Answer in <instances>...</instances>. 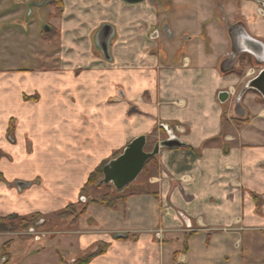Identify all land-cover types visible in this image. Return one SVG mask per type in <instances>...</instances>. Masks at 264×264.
Segmentation results:
<instances>
[{"label": "crops", "instance_id": "1", "mask_svg": "<svg viewBox=\"0 0 264 264\" xmlns=\"http://www.w3.org/2000/svg\"><path fill=\"white\" fill-rule=\"evenodd\" d=\"M61 1L57 59L44 58L54 67L0 68V217H54L137 137L154 136L157 144L171 132L184 146L160 149L153 172L137 185L144 190L125 204H90L72 225L55 220L53 236L35 251L30 238L0 231V245L12 242L8 264L49 251L56 264L90 253L85 264H264V127L256 124L264 108L236 125L230 97L218 100L247 80L240 57L260 66L258 2L195 0L175 7L172 26L164 0ZM2 8L0 27L14 26ZM103 24L115 32L111 61L94 45ZM236 26L262 45L258 59L245 52L251 45L242 35L236 44Z\"/></svg>", "mask_w": 264, "mask_h": 264}, {"label": "rangeland", "instance_id": "2", "mask_svg": "<svg viewBox=\"0 0 264 264\" xmlns=\"http://www.w3.org/2000/svg\"><path fill=\"white\" fill-rule=\"evenodd\" d=\"M14 1L15 0H0V7H3L2 8L3 14L11 13L13 19H15L14 26H9L8 24H6L0 27V68L28 69L33 66L34 69H40V68L54 67L52 60H47L46 62L44 58H51L54 61L57 59V55L55 53L57 51V47L59 46L60 32L57 29L56 22L58 21L59 17H61L63 12L62 1L61 0H21L20 3H16ZM145 1L146 0L142 2ZM164 1L165 2L163 3V6L169 5L170 7H172L171 12H167L164 15L167 17L169 23H171L170 25L174 26V22L171 20L172 18L170 17L176 15L175 12L177 10H175V7L178 6L179 8H185V6L191 5L192 2H194L195 0H164ZM39 5L42 6L38 8ZM162 11L165 10L162 9ZM2 22L4 23V21ZM45 26L49 27L50 30L46 31L44 29ZM180 27H183V29H186L188 32H192V27L190 24L184 23ZM173 45L175 46L174 43ZM259 67H264V64L260 65ZM259 67H255L252 61H249L244 57H240L241 72L239 75L243 76L245 70L247 69L257 70V68L259 69ZM236 69L237 71H239L238 70L239 68ZM250 78L251 76L250 77L246 76L247 80H249ZM240 90H242L243 97L241 96L242 100L240 103V107H239L240 111H239V109L236 108L235 96L239 93ZM253 92L254 91L252 90L250 91L249 89L245 88V82H244L236 88L234 94H231L230 96L231 100L230 102H228L226 107H228L230 112H232L233 114L232 116L240 119L238 120L240 122L238 121L235 122L236 125H240V124L248 125L253 118H256L255 107L261 106L262 108H264L263 99L258 94H255ZM24 99L29 100L26 98ZM32 100H34L35 102L38 99L33 97ZM256 124L259 127H264V116L263 117L261 116L259 122ZM256 124L253 125V128H251L250 131H255V129L257 128ZM10 127L11 129L10 131H8V134L9 136H12L14 130L13 122L10 123ZM155 140L156 139L154 138V136L147 138V142L144 149L145 152L149 153L153 150L155 145ZM156 161L157 160L155 158L151 163L146 165L143 168V171L137 177V179L131 184H129L126 187V189L121 191L119 194H117L115 189L111 186L99 187L98 184H97L98 186L97 185L91 186V188H89L86 191V194L82 196L80 195V199L77 202L80 203V207L76 208L75 212L77 213L82 208H84V213H85L87 207L90 204L108 208L107 206L100 204V202L98 201V199H100L104 195H108L110 197H121V196L124 197L123 200L119 201L116 207L113 209L118 208L120 204H125V200L130 193L131 194L138 193L144 190L141 187H137V185H140L138 183L144 182L147 176L153 172L156 166ZM0 179H2L1 176ZM28 219L29 218L27 217H21L18 215L0 217V231L8 234H12L11 236L14 237V239L17 237L30 238L31 239L30 250L35 251L36 249H39L41 247L40 244L41 242L39 241L40 239L53 236V233L56 230L54 226L56 216L46 217L40 215L39 217L34 219L33 226L29 228L26 226V223H28ZM67 221L70 225L73 224L72 220L69 219ZM5 243H9L7 255H3L1 251L2 246ZM11 247H12V242L10 240H7L0 245V264H8L10 262L12 258V254L10 251ZM103 250L104 247H100V249H98L97 251L101 252ZM19 254H21V251H19ZM57 259L58 257H56L55 253L49 251V252H45L44 256L31 255L30 257L22 261V263L20 264H56Z\"/></svg>", "mask_w": 264, "mask_h": 264}, {"label": "water", "instance_id": "3", "mask_svg": "<svg viewBox=\"0 0 264 264\" xmlns=\"http://www.w3.org/2000/svg\"><path fill=\"white\" fill-rule=\"evenodd\" d=\"M123 2L134 5L141 3L144 0H122ZM258 3H263L264 0H255ZM239 33L236 38V44L238 43L239 35H242L246 38L247 43L251 46L246 47L245 52H248L255 56V50L258 48L262 49V45L259 42L253 41L249 39L246 35L245 30L243 27H233L232 28V35L234 32ZM45 30L47 31L48 28L46 27ZM169 32V31H167ZM115 32L114 28L109 24H103L98 29L94 36V45L95 48L101 53V56L106 61H111L110 56V42L114 38ZM243 38V39H244ZM238 56L237 53H232L230 61V65L234 62L236 57ZM257 59H258V55ZM255 56V57H256ZM259 59L257 65L264 64V50L260 52ZM248 87L246 89H252L255 91L264 101V68L259 71L257 76L247 82ZM230 95L227 92H221L218 95V100L221 104H224L228 101ZM146 145V137L140 136L136 139L132 140L122 151V153L117 156L116 158L110 160L102 167V179L98 182L99 186L102 185H112L115 191L120 192L129 184L134 182L139 174L143 171L145 164L151 158H154L158 155L160 149H176L181 148L184 144L173 135V133H168V138L164 141H161L154 145V148L151 152L147 153L144 151Z\"/></svg>", "mask_w": 264, "mask_h": 264}, {"label": "trees", "instance_id": "4", "mask_svg": "<svg viewBox=\"0 0 264 264\" xmlns=\"http://www.w3.org/2000/svg\"><path fill=\"white\" fill-rule=\"evenodd\" d=\"M27 99V98H26ZM11 127L9 126V131H10ZM119 154H116L115 157H117ZM155 158H151L150 160L147 161V163L145 164L148 165L149 163H151ZM107 162L101 164L99 167H97L88 177L87 182L85 183V185L81 188L79 195H84L86 194V191L91 188V186L97 185L98 182L100 181V179L102 178V167L106 164ZM98 186V185H97ZM104 187H109L112 185H102ZM101 187V186H99ZM126 189V187L124 188ZM123 189V190H124ZM122 190V191H123ZM121 192V191H120ZM120 192H117V194H119ZM124 197H110L108 195H104L102 196L100 199H98V201L100 202V204L107 206L110 209H113L116 207L117 203L121 200H123ZM80 207V203H76V204H70L68 205L63 211H61L60 213H57L56 216V220L60 221V220H72V223H75V221L84 213V208H82L80 211H78L77 213L75 212L76 208ZM39 214H33L28 216V223H26V226L32 227L34 224V219L39 217ZM8 247H9V243H5L2 246V254L3 255H7L8 253ZM95 255V253H90L87 254L84 257H81L79 259H77L74 264H85L87 263L90 259H92V257ZM176 257V255H175ZM175 257H174V261H175Z\"/></svg>", "mask_w": 264, "mask_h": 264}, {"label": "flooded vegetation", "instance_id": "5", "mask_svg": "<svg viewBox=\"0 0 264 264\" xmlns=\"http://www.w3.org/2000/svg\"><path fill=\"white\" fill-rule=\"evenodd\" d=\"M264 68V67H263ZM251 70V69H250ZM261 70V69H260ZM259 70V71H260ZM259 71H257V70H254V72H255V75L253 76V77H251L249 80H247V81H245V88H247L248 87V85H247V82L248 81H250L252 78H254L258 73H259ZM244 89V88H243ZM249 90L251 91L252 89H250L249 88ZM253 91V90H252ZM242 93V90H240L239 91V93L235 96V103H236V108H238L239 109V111H240V103H241V98L243 97L242 95H243V93ZM253 93H255V94H257L255 91L253 92ZM242 96V97H241Z\"/></svg>", "mask_w": 264, "mask_h": 264}, {"label": "built area", "instance_id": "6", "mask_svg": "<svg viewBox=\"0 0 264 264\" xmlns=\"http://www.w3.org/2000/svg\"><path fill=\"white\" fill-rule=\"evenodd\" d=\"M256 15L263 17L264 18V2L263 3H258V7L256 9ZM255 75L254 70H249L247 73V77H253Z\"/></svg>", "mask_w": 264, "mask_h": 264}]
</instances>
